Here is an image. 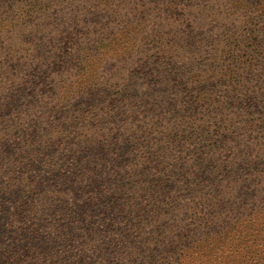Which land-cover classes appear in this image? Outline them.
Masks as SVG:
<instances>
[{"label": "rangeland", "instance_id": "374dc122", "mask_svg": "<svg viewBox=\"0 0 264 264\" xmlns=\"http://www.w3.org/2000/svg\"><path fill=\"white\" fill-rule=\"evenodd\" d=\"M22 135L95 227L0 264L214 259L264 205V0H0L1 177Z\"/></svg>", "mask_w": 264, "mask_h": 264}, {"label": "trees", "instance_id": "16d2710c", "mask_svg": "<svg viewBox=\"0 0 264 264\" xmlns=\"http://www.w3.org/2000/svg\"><path fill=\"white\" fill-rule=\"evenodd\" d=\"M10 144L11 148L25 151L23 155L18 152L19 156L11 160L20 161L19 164L15 163L7 175L0 176V257L8 254V249L34 251L30 246L19 249L16 245H66L67 242L82 245L95 227L88 214L81 210L84 202H90L82 201V195L93 185L86 183L79 169L85 161L74 163L69 158L52 164L56 170L51 171L45 160L53 155L45 153L41 149L43 145L34 143L31 137H14ZM63 146L60 143L58 147ZM14 176L18 177L13 179ZM258 208L254 217L243 223L236 245H229L226 252L213 254L214 259L194 251L181 264H264V205ZM105 229L102 223L99 233ZM217 250L215 247L214 251ZM52 264H65V261Z\"/></svg>", "mask_w": 264, "mask_h": 264}]
</instances>
